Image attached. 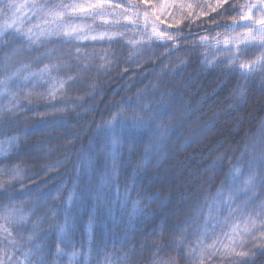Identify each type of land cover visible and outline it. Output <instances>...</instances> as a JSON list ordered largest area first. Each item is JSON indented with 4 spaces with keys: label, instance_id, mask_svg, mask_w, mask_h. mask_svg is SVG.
Segmentation results:
<instances>
[{
    "label": "trees",
    "instance_id": "obj_1",
    "mask_svg": "<svg viewBox=\"0 0 264 264\" xmlns=\"http://www.w3.org/2000/svg\"><path fill=\"white\" fill-rule=\"evenodd\" d=\"M251 1L237 0L208 18L170 27L137 1L116 0L129 10L116 19L119 28L141 30L128 33L135 44L116 33L99 44L73 41L79 52L69 50L61 60L79 57L68 72L81 74V82L52 98L43 79L30 100L0 123V141L16 147L0 160V225L20 241L18 250L8 246L0 228V259L7 252L8 264H39V255L28 260L24 255L39 244L45 264H152L154 253L166 264H243L239 257H223L219 244L216 255L198 247L203 215L192 218L201 207L207 213L216 192L227 189L233 167L264 135V72L245 79L229 60L221 64L228 55L208 69L198 68L210 46L200 37L220 33ZM110 22L105 24L110 29L119 26ZM154 27L173 39L157 38ZM172 29L174 35H168ZM141 54L148 56L138 61ZM262 54L264 49L256 47L235 53L245 61ZM239 88L245 90L243 98ZM57 103L61 107L53 109ZM122 111L125 116L135 111L146 122L119 125L121 143L113 152L107 122ZM19 216L28 218L20 235L14 222ZM34 224L36 236L25 242ZM253 243L249 239L237 251L251 249L253 255L243 259L264 264V250Z\"/></svg>",
    "mask_w": 264,
    "mask_h": 264
},
{
    "label": "rangeland",
    "instance_id": "obj_2",
    "mask_svg": "<svg viewBox=\"0 0 264 264\" xmlns=\"http://www.w3.org/2000/svg\"><path fill=\"white\" fill-rule=\"evenodd\" d=\"M117 1L123 2L126 0ZM135 1L139 2L140 6H143L144 8L149 10L159 21L164 22L170 27H177L189 21H197L215 15L218 11L222 10L226 6H229L231 3L237 0ZM5 2H7V0H5ZM14 2L17 4H25L26 6L19 12H16L15 9L8 11L7 16H5L4 14H0V24L4 23L6 18L8 19V22H11V20L14 18L13 13L15 12V15L20 17V20L23 21L21 27L24 30H27V28L33 27L38 23L40 24V29H48L55 27V25H45L41 23L39 20H37L35 16L32 15V9L28 8L27 5L31 4L33 0H14ZM35 2L41 4L47 3L49 5L77 2L87 5L89 3H96L97 0H35ZM257 2L258 0H252L250 4ZM117 5L118 3L116 2V0H107L104 15L102 17H96L94 19L85 16L81 13H77L73 16L66 15L64 17L66 21L70 20L75 25L83 26L82 31L80 33L81 35H87L89 37L97 36L98 38L95 40L89 38L71 40L70 42H66L67 38L64 37L52 36L46 38L42 36L35 44L29 46L26 40L22 42L19 39H12L7 35L4 37H0V80H3L8 76H12V81L9 82L7 88H5L3 85H0V123H4V121L7 120L5 119V117L10 116L8 115L9 113H12V111H18V109L21 108V105L23 104V102L21 101H24V99H26L25 102L30 100L27 99L28 97L31 98V94L29 93L32 91V89L36 88V85L38 83H41L43 79L47 80L48 82L47 94L49 95V93L55 92V97L57 98H61L62 95L67 92V85L75 84L78 80L81 82V74L78 75L76 71H73L71 73L68 72V69L73 70V68H75L71 66H73L74 63H77V60L79 59H77L76 57H70L67 60H61L63 55L65 54L66 56L69 50L77 49L75 44L80 42H82L83 45L86 46L91 44H99L104 41V39H109V37L113 38L114 36H116V34H118L117 37H121L123 39L127 38V42L132 43V45L135 44V40L131 39V36L128 33L131 34L133 32H139L141 30H139L134 24V27L129 26L123 28L126 30L119 28L123 26L121 21L116 19L122 18V11L129 10H126L128 8L124 9L122 5H120V7H117ZM189 5L191 7H189ZM116 9L121 10V13H119ZM244 11H246V8L244 9ZM252 15L255 18L260 14L254 10ZM110 21L114 23H119V26H116V29H110V27L106 26V23H109ZM17 23H20V21H18ZM246 23H248V21H242L239 17L231 25L223 27L220 33H209L207 35L201 36L200 40L208 42L210 46L207 48V52L204 54V56H202V58L200 59L198 68L200 70L205 68L208 69L214 62H219L220 60H222H218L219 58H222L225 55H235L236 50L234 48L238 45L236 43H229L228 45H225L224 40L226 37L229 39L238 38L243 33L247 32V28L239 26L240 24ZM170 31L171 33H168V35H174L173 29ZM33 32L38 33L39 29L33 27ZM124 32H127L130 37H128L127 34H125V37ZM101 33H107V35H105L103 38H99ZM205 37L207 38L206 40L202 39ZM217 37L220 38V40H218ZM73 41L77 43H74ZM217 41H219V43ZM67 43H69L70 45H68ZM137 48L138 50L134 51L139 55L141 50H139V47H136V49ZM86 49L89 48L87 47ZM33 52H35V54ZM147 56L148 54H141L140 56H136V59L139 61L142 59H146ZM52 58H54V61H52ZM91 60L92 63H94V59ZM227 60L229 59L222 61L221 64H224V66H226L228 64ZM65 62L67 66H65ZM53 64H59V70H52L50 74L43 73L42 75L37 76L31 75L32 73H39L40 69L44 68L45 65L51 66ZM82 65L83 62L81 63V66ZM84 70L88 71L89 68H84ZM235 71L238 73L239 69L237 68L235 69ZM69 75L76 77V79L69 81L63 89H60L59 84L57 82L60 79H67V76ZM25 77H27V79H25ZM49 96L52 97L51 95ZM11 107H13L14 109H12ZM58 107L61 106L57 103L53 106V109H57ZM51 111H48L49 115L53 114V112ZM15 152L16 147L11 142L0 141V160L7 158ZM236 167L240 168L245 175L248 173L250 167L252 171H255L259 174L257 178L256 188L248 192L247 196H244L242 194L241 190L243 188V185L241 181H237L235 186V191L237 192L239 198H241V200H237V204L243 207V201L248 197H251L252 204L249 210H252L256 205H259L261 202H264V182H261L260 180V177H264V135L258 138L256 142L254 141L250 145V147H248L244 159L241 161V163L237 164ZM1 173L2 168L0 167V174ZM232 179L233 177L231 174L227 183V187L232 183ZM233 207H236V204H234Z\"/></svg>",
    "mask_w": 264,
    "mask_h": 264
},
{
    "label": "snow or ice",
    "instance_id": "obj_3",
    "mask_svg": "<svg viewBox=\"0 0 264 264\" xmlns=\"http://www.w3.org/2000/svg\"><path fill=\"white\" fill-rule=\"evenodd\" d=\"M106 3L107 0H97L96 3H89L87 5L77 2L49 5L47 3L41 4L33 0L31 4L27 5L28 8L32 9V15L35 16L41 23L45 25H55V27L40 29V24L38 23L33 26L36 29H39L38 33L33 32V27H29L27 30H24L21 27L23 21L20 20V17L16 16L14 12V18L11 20V22H8V19L6 18L4 23L0 24V37L7 35L12 39H19L22 42L26 40L29 46L35 44L42 36L46 38L52 36L64 37L67 38L66 42L89 38L95 40L98 38L97 36L89 37L87 35H81L80 33L83 26L75 25L70 20L66 21L64 17L66 15L73 16L77 13H81L93 19L96 17H102L105 13ZM25 6V4L15 3L14 0H7V2H5V0H0V14L7 16L8 11L15 9L16 12H19ZM189 7L191 6L189 5ZM244 7L246 8V11L242 12L240 19L242 21H248V23L240 24L239 26L247 28L248 31L238 38L229 39L226 37L224 44L228 45L229 43H236L238 45L239 43H243L244 48L241 49L237 46V52L247 51L249 47L264 49V0H258L257 3L247 4ZM254 10L260 14L255 18L252 15ZM18 21H20V23H17ZM257 25L258 27H255ZM253 28H255L254 31ZM153 33L159 39H173L172 36H165L163 32H158L155 27L153 28ZM105 35H107V33H101L99 38H103ZM202 39L206 40L207 38L205 37ZM217 42L219 43V41ZM77 52H79V48H77ZM77 59H79V57H77ZM229 64L233 66L234 69L238 68L241 76L245 79H248L249 76L258 71L264 72V54L249 61L242 60L240 55H233L229 58ZM65 66H67L66 62ZM59 67V64H53L51 66L45 65L44 68L40 69L39 73H32L31 75L37 76L42 75L43 73L50 74L52 70H59ZM25 79H27V77H25ZM74 79H76V77L72 75L67 76V79H60L57 82L59 84V88L63 89L69 81ZM10 81H12V76H8L5 79L0 80V85H3L5 88H7ZM244 94L245 90L243 88H239L237 95L240 98H243ZM49 95L55 98V92H51ZM151 119H153V116H148V120ZM126 120H130L133 126H141L146 122L145 117L136 114L135 111H133L130 116H125L123 111L114 115L112 120L107 122V132L110 137V145L113 148V152L115 151V148L121 143V139L117 133V127L119 125H123ZM231 174L233 177L232 183L227 187V189L222 186L221 189L216 192L211 202L207 204V213L204 214V209L201 207L197 210L196 215L192 218L193 222H195L200 219L201 215H203L202 223L198 225L199 236L197 239V246L202 250L204 248L211 249V255L220 253L222 248L224 249L222 253L223 257L236 256L241 258L243 264H248V262L243 258L253 255L252 250L248 249L237 251V248L244 249L245 244L250 239L254 242L253 248L264 250V202H261L252 210H249L252 203V198L248 197L243 201V207H241L239 204H237L239 196L235 191V186L237 181H241L243 185L241 190L242 194L247 196L248 192L256 188L259 174L255 171H252L250 167L248 173L245 175L240 168L235 166L231 170ZM260 180L261 182H264V177H260ZM0 187H2V185H0ZM135 203L138 204L139 201ZM234 204H236V207H233ZM222 213L226 214L223 215L221 220L220 217ZM11 215V212H9L8 217L6 218H10ZM14 222L20 229V232L17 233L20 235L25 230V226L28 223V218L25 216H19ZM89 225L91 226V221L89 222ZM36 227L37 226L34 224L32 233L27 236L25 242H33L36 236ZM217 227L221 228V232L219 234H217L215 231ZM0 228H2L7 234L4 238L7 241V245L18 250L20 241L13 237V232L3 225H0ZM225 228H227L228 231H224L223 229ZM213 236H215V238L211 240V243L205 245V239H209ZM221 237L227 239L228 243L226 244L224 239ZM180 241L182 244L184 237H181ZM0 243H2V241H0ZM217 244H219L221 248H217ZM179 246L180 245H177V247ZM42 251L43 250L41 246L39 244H35L32 249H29L24 253L25 259L28 260L32 255H39V264H45L43 255L41 254ZM157 251H159V249H157ZM192 251L195 250L193 249ZM4 254L6 259H0V264H8V262H10L12 259V257L8 255L7 252ZM56 254L58 256L62 254V250L60 249L59 245H57ZM189 254L191 255V252ZM123 259L127 260L128 255L125 254ZM29 264H31L30 261ZM152 264H166V262L159 259L156 253H154ZM230 264H241V262L233 260L230 261Z\"/></svg>",
    "mask_w": 264,
    "mask_h": 264
}]
</instances>
